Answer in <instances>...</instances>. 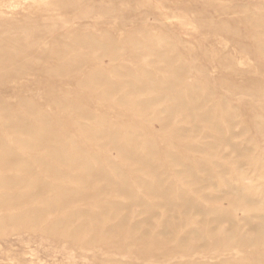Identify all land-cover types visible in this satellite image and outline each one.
<instances>
[{
    "label": "rangeland",
    "instance_id": "1",
    "mask_svg": "<svg viewBox=\"0 0 264 264\" xmlns=\"http://www.w3.org/2000/svg\"><path fill=\"white\" fill-rule=\"evenodd\" d=\"M0 140V264H264V0H0Z\"/></svg>",
    "mask_w": 264,
    "mask_h": 264
},
{
    "label": "bare ground",
    "instance_id": "2",
    "mask_svg": "<svg viewBox=\"0 0 264 264\" xmlns=\"http://www.w3.org/2000/svg\"><path fill=\"white\" fill-rule=\"evenodd\" d=\"M39 2V1H38ZM46 5V4H45ZM62 11V10H61ZM56 41V40H55ZM55 46V45H54ZM43 48V47H42ZM105 48V47H104ZM116 48V47H115ZM54 61V60H53ZM36 62V61H35ZM44 66V65H43ZM26 67H29V66H26ZM42 67V66H41ZM124 67V66H123ZM53 68V67H52ZM178 71V70H177ZM25 73V72H24ZM50 74V73H49ZM61 74H63V72L61 73ZM51 75V74H50ZM147 77H149V76H147ZM97 78V77H96ZM95 79V78H94ZM113 81V80H112ZM142 81V80H141ZM106 82V81H105ZM170 86H172V84H170ZM167 89V88H166ZM138 92V91H137ZM167 98V97H166ZM170 101V100H169ZM64 102H65V99H64ZM57 103V102H56ZM26 104V103H25ZM32 105V104H31ZM69 105V104H68ZM33 106V105H32ZM31 106V107H32ZM63 106V105H62ZM66 106V105H65ZM145 106V105H144ZM2 107H4L5 108V106H2ZM23 107H25V105H23ZM26 109H27V107H25ZM64 108V107H63ZM73 108H75V107H73ZM32 109V108H31ZM180 110V109H179ZM7 111V109L5 110V112ZM29 111V110H28ZM37 112H40V110L39 111H37ZM44 112V111H43ZM212 112V111H211ZM4 113V112H3ZM8 113V112H7ZM29 113V112H28ZM31 113V112H30ZM33 113V112H32ZM6 114V113H5ZM9 114V113H8ZM81 114V113H80ZM80 114H79V116H80ZM4 115V114H3ZM37 115V114H36ZM5 116V115H4ZM8 116V115H7ZM9 116H11V115H9ZM38 116V115H37ZM85 116V115H84ZM93 118V117H92ZM10 119V118H9ZM19 119V118H18ZM17 119V120H18ZM89 119H91L90 117H89ZM5 120V119H4ZM39 120V119H38ZM48 120V119H47ZM9 121H12V120H9ZM19 121H21L20 119H19ZM28 121V120H27ZM91 121V120H90ZM44 123V122H43ZM6 124V123H5ZM28 124V123H27ZM8 125H9V123H8ZM46 125V123L44 124V126ZM47 125H49V123L47 124ZM12 130H15V131H22L23 133H26L25 135H28L31 139H35L36 138V135L34 134V132L32 131V129H31V127L29 126V125H25V124H21V125H15V126H9ZM37 127V126H36ZM49 127V126H48ZM48 127H47V129H48ZM45 129H46V127H45ZM46 129V130H47ZM45 133V132H44ZM60 134V133H59ZM41 135V134H40ZM48 135V133L46 134V136ZM233 135V134H232ZM101 138V137H100ZM102 138H103V136H102ZM51 139V138H50ZM54 139V138H53ZM56 139V138H55ZM54 139V140H55ZM24 140V139H23ZM42 141V140H41ZM62 141V140H61ZM60 141V142H61ZM42 142H44V143H47L46 141H45V139L42 141ZM25 144V143H24ZM27 144H29V143H27ZM32 145V144H31ZM50 145H51V143H50ZM65 145V144H64ZM74 145V144H73ZM26 146V145H25ZM47 146H49V145H47ZM14 149V148H13ZM0 150H1V152H0V164H1V166L2 167H4V168H8V169H10V168H12V169H25L26 171H32V169H31V166L29 165V163L26 161V160H24L23 159V157L21 158L20 156H17L16 154H14L13 152H11V151H9L7 148H6V146L4 145V143L0 140ZM64 150H66L65 148H64ZM24 151V150H23ZM18 154H20V153H18ZM54 156V155H53ZM55 156H56V154H55ZM54 156V158H56ZM57 160L59 159L60 160V157H58L57 156V158H56ZM46 163V162H45ZM119 163V162H118ZM34 164V163H33ZM36 164V163H35ZM0 166V167H1ZM87 166V165H86ZM36 168V167H35ZM39 168V167H38ZM47 170V169H46ZM152 170V169H151ZM8 171V170H7ZM176 171V170H175ZM179 171V170H178ZM45 172V171H44ZM43 172V173H44ZM54 172V171H53ZM154 172V171H153ZM177 172V171H176ZM184 172V171H183ZM37 173H39V172H37ZM48 173H49V171H48ZM9 174V173H8ZM88 174V173H87ZM193 174V173H192ZM34 175V177H35V174H33ZM33 175H31V176H33ZM194 175V174H193ZM8 176V175H7ZM54 176V175H53ZM9 177H10V175H9ZM33 177V178H34ZM38 177V176H37ZM36 177V178H37ZM156 177V176H155ZM5 178H6V176H5ZM79 178V177H78ZM21 179V178H20ZM21 181V180H20ZM15 182H17V181H15ZM75 185V184H74ZM49 186H51L49 183H11L10 182V180L8 181V179H0V188H10V189H12V188H18V187H22V188H26L27 189V191H25L26 193H13V194H11L10 195V197H9V195L7 194L6 196H8V197H6V198H9L10 199V201L12 202V204L13 205H17V204H20V203H22L24 200H33V199H35L36 197H39V196H41V194H42V188L41 187H46V188H49ZM60 186V185H59ZM58 186V187H59ZM19 188V189H20ZM87 188V187H86ZM65 189H67V188H65ZM91 189V188H90ZM105 189V188H104ZM105 192H106V190H105ZM57 197V196H56ZM99 197V196H98ZM184 197V196H183ZM184 202H186V201H184ZM189 204H191V202L189 203ZM66 205V204H65ZM1 206V205H0ZM48 209H51V207L50 208H48ZM202 210V209H201ZM35 211V212H34ZM34 211H32L33 213H36V212H40V211H38V210H34ZM31 213V212H30ZM84 213V212H83ZM90 213V212H89ZM32 214V213H31ZM85 214V213H84ZM82 216V215H81ZM9 219V218H8ZM261 219H262V217H261ZM92 220V219H91ZM0 224H1V222H0ZM1 227V226H0Z\"/></svg>",
    "mask_w": 264,
    "mask_h": 264
}]
</instances>
